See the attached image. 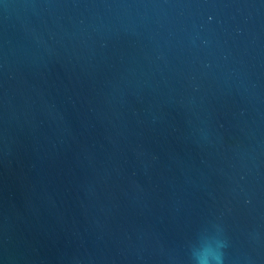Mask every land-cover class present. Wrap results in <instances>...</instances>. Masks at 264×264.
Segmentation results:
<instances>
[{"label":"water","instance_id":"1","mask_svg":"<svg viewBox=\"0 0 264 264\" xmlns=\"http://www.w3.org/2000/svg\"><path fill=\"white\" fill-rule=\"evenodd\" d=\"M264 264V0H0V264Z\"/></svg>","mask_w":264,"mask_h":264},{"label":"clouds","instance_id":"2","mask_svg":"<svg viewBox=\"0 0 264 264\" xmlns=\"http://www.w3.org/2000/svg\"><path fill=\"white\" fill-rule=\"evenodd\" d=\"M218 264H219V258H217ZM199 264H208L207 258H201L199 260Z\"/></svg>","mask_w":264,"mask_h":264}]
</instances>
